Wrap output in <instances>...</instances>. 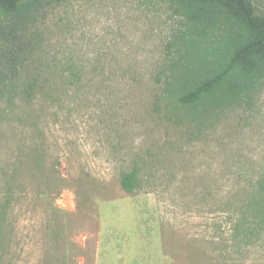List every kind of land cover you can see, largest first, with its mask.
<instances>
[{
	"label": "rangeland",
	"instance_id": "rangeland-1",
	"mask_svg": "<svg viewBox=\"0 0 264 264\" xmlns=\"http://www.w3.org/2000/svg\"><path fill=\"white\" fill-rule=\"evenodd\" d=\"M32 32L35 93L0 121L4 264H264V235L234 240L227 212L264 180V81L177 106L197 67L167 0L54 1Z\"/></svg>",
	"mask_w": 264,
	"mask_h": 264
},
{
	"label": "trees",
	"instance_id": "trees-1",
	"mask_svg": "<svg viewBox=\"0 0 264 264\" xmlns=\"http://www.w3.org/2000/svg\"><path fill=\"white\" fill-rule=\"evenodd\" d=\"M54 1L61 0H0V121L3 114H13L16 101L32 100L36 83L27 76L36 46L32 29L44 5ZM167 1L189 25L183 42L194 53L197 67L195 76L184 67L175 81L171 93L176 105L214 110L224 102L240 105L252 99L264 81V13L252 0ZM206 42L211 48L201 47ZM255 185L245 200L227 211L231 236L243 243L264 235V180ZM120 186L134 192L136 174H122ZM3 258L0 229V264Z\"/></svg>",
	"mask_w": 264,
	"mask_h": 264
}]
</instances>
